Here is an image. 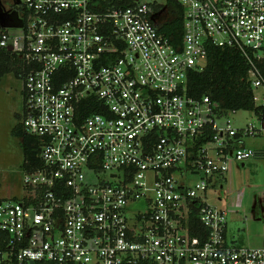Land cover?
I'll use <instances>...</instances> for the list:
<instances>
[{
    "label": "built area",
    "instance_id": "built-area-1",
    "mask_svg": "<svg viewBox=\"0 0 264 264\" xmlns=\"http://www.w3.org/2000/svg\"><path fill=\"white\" fill-rule=\"evenodd\" d=\"M12 25L39 165L0 200V264H264L212 203L231 159L264 155L245 145L264 132V0H24ZM209 44L245 60L260 125L188 94Z\"/></svg>",
    "mask_w": 264,
    "mask_h": 264
},
{
    "label": "rangeland",
    "instance_id": "rangeland-1",
    "mask_svg": "<svg viewBox=\"0 0 264 264\" xmlns=\"http://www.w3.org/2000/svg\"><path fill=\"white\" fill-rule=\"evenodd\" d=\"M24 0H0L2 26L17 31L9 19L18 23ZM22 80L14 73L0 78V200L23 195V134L15 132L23 111ZM231 125H260L251 110L228 111ZM246 147L264 149V132L245 139ZM197 180L198 176H190ZM223 187H219L220 184ZM212 203L228 213V237L238 245L264 249V155L257 154L245 161L231 159L227 164L225 180L218 182ZM221 199H218V197Z\"/></svg>",
    "mask_w": 264,
    "mask_h": 264
},
{
    "label": "trees",
    "instance_id": "trees-1",
    "mask_svg": "<svg viewBox=\"0 0 264 264\" xmlns=\"http://www.w3.org/2000/svg\"><path fill=\"white\" fill-rule=\"evenodd\" d=\"M180 13V16L177 15ZM181 10H173L170 21L165 23L162 31L172 37L176 30L181 29ZM4 27L0 24V35ZM174 35V34H173ZM176 37V35H174ZM14 73L23 78L24 72L21 67L19 56L7 49L0 47V78L7 73ZM247 65L239 51L234 48L219 47L214 44L208 45V60L202 70H193L189 75L188 94L192 97L209 95L213 100L220 103L227 110H247L254 107L253 95L246 79ZM92 110V108L90 109ZM23 131L22 122L15 127V132ZM36 138L23 134V150L25 153L24 168L30 169L39 165L37 158ZM7 235L0 232V247L5 245ZM12 264H19L14 261ZM35 264H56L54 262H36Z\"/></svg>",
    "mask_w": 264,
    "mask_h": 264
},
{
    "label": "water",
    "instance_id": "water-1",
    "mask_svg": "<svg viewBox=\"0 0 264 264\" xmlns=\"http://www.w3.org/2000/svg\"><path fill=\"white\" fill-rule=\"evenodd\" d=\"M3 22H2V16L0 17V24H2ZM12 24H16V22H13ZM11 24V25H12ZM31 264H34V262H31Z\"/></svg>",
    "mask_w": 264,
    "mask_h": 264
},
{
    "label": "flooded vegetation",
    "instance_id": "flooded-vegetation-1",
    "mask_svg": "<svg viewBox=\"0 0 264 264\" xmlns=\"http://www.w3.org/2000/svg\"><path fill=\"white\" fill-rule=\"evenodd\" d=\"M4 20H5V17L2 16V21H4ZM9 21L11 24L14 22V20H12V19H9Z\"/></svg>",
    "mask_w": 264,
    "mask_h": 264
}]
</instances>
